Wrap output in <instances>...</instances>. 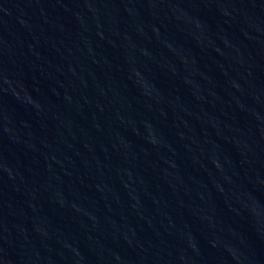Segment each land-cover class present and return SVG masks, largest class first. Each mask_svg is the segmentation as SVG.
Returning a JSON list of instances; mask_svg holds the SVG:
<instances>
[{"label": "water", "instance_id": "water-1", "mask_svg": "<svg viewBox=\"0 0 264 264\" xmlns=\"http://www.w3.org/2000/svg\"><path fill=\"white\" fill-rule=\"evenodd\" d=\"M0 264H264V0H0Z\"/></svg>", "mask_w": 264, "mask_h": 264}]
</instances>
